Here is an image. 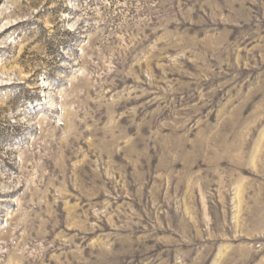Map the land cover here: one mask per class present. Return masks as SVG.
Instances as JSON below:
<instances>
[{
    "label": "rangeland",
    "instance_id": "rangeland-1",
    "mask_svg": "<svg viewBox=\"0 0 264 264\" xmlns=\"http://www.w3.org/2000/svg\"><path fill=\"white\" fill-rule=\"evenodd\" d=\"M0 264H264V0H0Z\"/></svg>",
    "mask_w": 264,
    "mask_h": 264
}]
</instances>
